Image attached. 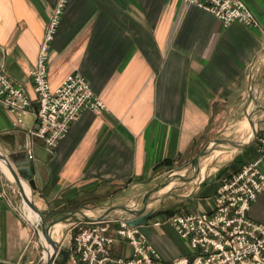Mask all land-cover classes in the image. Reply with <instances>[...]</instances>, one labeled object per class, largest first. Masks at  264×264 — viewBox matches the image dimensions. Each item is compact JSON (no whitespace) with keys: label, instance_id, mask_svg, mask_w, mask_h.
I'll list each match as a JSON object with an SVG mask.
<instances>
[{"label":"crops","instance_id":"1","mask_svg":"<svg viewBox=\"0 0 264 264\" xmlns=\"http://www.w3.org/2000/svg\"><path fill=\"white\" fill-rule=\"evenodd\" d=\"M244 1L259 26L225 25L189 0H67L49 48L51 87L81 74L107 108L84 110L50 151L32 133L39 101L30 70L59 0H0V69L32 99L21 126L0 103V151L14 168L29 155L33 173L26 190L47 222L86 204L133 200L212 140L251 135L243 131L249 112L256 110L258 137L264 133V0ZM258 137L247 148L214 150L200 161V172L204 163L209 168L205 177L199 172L193 181L171 183L162 191L171 194L148 206L158 212L140 229L163 264L192 253L168 218L212 211L221 180L257 156ZM6 168L10 175L0 164V264H43L28 205ZM248 216L264 224V189ZM117 225L111 222L108 231L115 238L111 255L130 258L133 247L117 235ZM74 232L65 228L56 236L67 254L53 264H76L70 256Z\"/></svg>","mask_w":264,"mask_h":264},{"label":"built area","instance_id":"2","mask_svg":"<svg viewBox=\"0 0 264 264\" xmlns=\"http://www.w3.org/2000/svg\"><path fill=\"white\" fill-rule=\"evenodd\" d=\"M67 0H59L45 39L40 48L37 66L30 70L39 101L37 127L33 135L44 139L53 151L72 124L86 109L100 112L105 101L94 92L81 74L68 75L62 84L52 89L49 80V48L61 22ZM219 18L225 25L235 21L257 27L260 22L244 0H189ZM0 103L14 115V125L24 124L32 99L26 88L9 78L0 69ZM33 157L32 149L29 150ZM264 133L257 142V156L237 172L224 177L217 190L215 208L210 211L183 214L168 218L180 236L191 246V256H182L170 264H264V224L252 220L248 211L264 189ZM113 221H95L73 225L74 245L71 259L76 264H163L160 255L142 232L117 220L116 233L133 247L130 258L111 255L110 244L115 238L108 234ZM156 225L161 222H155Z\"/></svg>","mask_w":264,"mask_h":264},{"label":"water","instance_id":"3","mask_svg":"<svg viewBox=\"0 0 264 264\" xmlns=\"http://www.w3.org/2000/svg\"><path fill=\"white\" fill-rule=\"evenodd\" d=\"M2 105L8 106L4 103ZM256 110L248 113V120L251 125L252 133L248 139L234 140L228 138H216L202 148V150L185 166L177 170L167 172L161 181L152 189L146 191L144 194L133 198L127 203L120 205H103L100 206L102 210L96 214L90 213L89 209L83 207L69 212L63 216L57 217L54 220L47 222L42 211L36 206L31 194L26 190V182L32 177L31 159L27 154L25 158L14 161L16 168L12 165V158L6 156L0 151V161L3 162L14 177L18 189L22 195L24 202H26L34 212H36L40 220L38 223H33L38 242L43 251V264H53L57 261L59 253L67 254L65 248L67 245L63 243L64 240L57 239L54 236L56 225H75L78 223H88L95 221H126L131 226H141L145 224L152 216L158 212L157 207L147 210L148 206L157 198H165L171 192H162L171 183L182 181H193L200 172V161L207 154L217 149H239L250 147L258 137V126L256 121ZM190 167L192 174H182L179 171ZM92 207L90 209H94ZM66 236V234H65ZM62 251V252H60Z\"/></svg>","mask_w":264,"mask_h":264},{"label":"rangeland","instance_id":"4","mask_svg":"<svg viewBox=\"0 0 264 264\" xmlns=\"http://www.w3.org/2000/svg\"><path fill=\"white\" fill-rule=\"evenodd\" d=\"M241 125V124H240ZM240 125H239V127H240ZM240 129V128H239ZM251 128L248 126L247 128H245L243 131H252V129L250 130ZM236 131H235V128L233 129V134H232V136L233 137H235L236 136ZM244 136H246V135H243V137ZM229 150H236V149H233V148H231V149H229ZM217 153H218V151H216ZM210 154V153H209ZM209 154H207L206 156H204V158L206 159L208 156H209ZM204 159V160H205ZM204 160H203V162H204ZM182 167V166H181ZM181 167H179V168H181ZM179 168H175L174 170H177V169H179ZM187 169V174H189V173H191V170H190V167H188V168H186ZM184 170V169H183ZM183 170H180V171H183ZM208 170H209V168L207 167V164L206 163H204L203 165H202V167H201V172H200V178H203V177H205L206 176V174H207V172H208ZM172 184H170L169 186H171ZM100 206H102V205H93V204H86V205H83L81 208H83V207H85V208H87V209H89V212L90 213H93V214H96V213H98V212H100L102 209L101 208H99ZM92 207H95L94 209H90V208H92ZM72 226L71 225H65L64 227L62 226V227H60L59 229H58V231H55V236H58L59 234H60V232H61V230L62 229H65V228H67V230L68 229H70Z\"/></svg>","mask_w":264,"mask_h":264},{"label":"bare ground","instance_id":"5","mask_svg":"<svg viewBox=\"0 0 264 264\" xmlns=\"http://www.w3.org/2000/svg\"><path fill=\"white\" fill-rule=\"evenodd\" d=\"M249 127L251 128V126H250V124H249ZM250 135H248V136H244V138L245 139H248V137H249ZM0 164H1V166L3 167V169L10 175V173L7 171V166L3 163V162H1L0 161ZM26 203V202H25ZM27 204V203H26ZM28 205V204H27ZM28 208H29V212H30V216H29V219L32 221V222H34V223H37V221H36V217H35V212L32 210V208L28 205ZM61 227V225H59V227H58V229Z\"/></svg>","mask_w":264,"mask_h":264}]
</instances>
